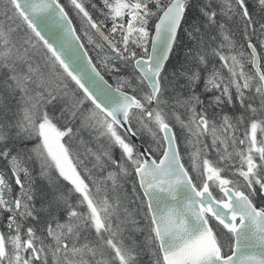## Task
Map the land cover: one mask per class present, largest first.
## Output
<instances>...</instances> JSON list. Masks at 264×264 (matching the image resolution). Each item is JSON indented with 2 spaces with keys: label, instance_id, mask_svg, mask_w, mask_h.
Masks as SVG:
<instances>
[{
  "label": "snow or ice",
  "instance_id": "6c2138e0",
  "mask_svg": "<svg viewBox=\"0 0 264 264\" xmlns=\"http://www.w3.org/2000/svg\"><path fill=\"white\" fill-rule=\"evenodd\" d=\"M0 264H264V0H0Z\"/></svg>",
  "mask_w": 264,
  "mask_h": 264
}]
</instances>
